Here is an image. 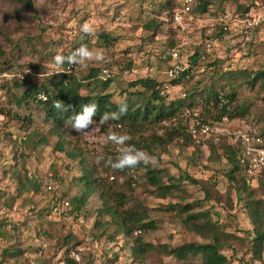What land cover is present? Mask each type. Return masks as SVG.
Wrapping results in <instances>:
<instances>
[{
  "label": "rangeland",
  "instance_id": "rangeland-1",
  "mask_svg": "<svg viewBox=\"0 0 264 264\" xmlns=\"http://www.w3.org/2000/svg\"><path fill=\"white\" fill-rule=\"evenodd\" d=\"M163 1L30 0L31 8L22 9L16 15L10 4L0 0V49L4 53L1 61L6 68L0 74V264H64L62 250L58 249L56 240L67 233L80 242L70 254L76 264H104L111 254L117 256L115 264H132L129 240L119 235L108 242L106 233L93 227L96 210L100 207L97 193L87 200L74 220L57 223L61 220L49 214L48 202L53 193L65 200L79 194L81 187L77 179L83 168L92 172L99 190L104 194L112 199L117 193L128 198L123 209L144 210L154 228L141 233L143 242L169 247L185 242H206L190 234L174 213L162 209L168 203L183 205L198 202L202 198L198 188L182 180L178 188L184 193L171 190L169 195L160 199L146 186L142 177L144 167L163 170L167 174L163 178L165 186L187 175L198 180L212 179L220 194L226 192L229 183L224 173L228 165L219 155V150L217 155L211 154L209 144L215 143L218 136L226 135V152L229 153L234 146V134L250 130L259 132L264 123V90L261 84L249 86L247 81L238 78L241 71H264V19L249 30L247 37L240 33L241 26L238 24L231 23L228 31L222 32L217 19L225 11L237 16L247 13L256 17L263 14L264 8L253 14L250 4L254 0H212L209 14L199 15L195 10V21L185 31L174 30L175 46L171 49H177L178 61L191 71L172 86L165 76L171 66L165 51L167 27L160 26L154 38L149 37L144 28L145 23L160 12ZM257 1L264 6V0ZM85 22L93 24L94 35L81 32V25ZM101 33H107L115 40L103 47L97 40V35ZM217 35L219 38L216 39ZM206 42L210 44L207 51L204 48ZM80 43L90 50L103 52L105 60L89 61L86 66L75 65L73 75L81 79L90 68L107 70L112 79L107 92L115 102L120 101L123 97L120 92L128 89V83L135 79L155 80L160 83L159 90L166 96V101H173L194 90L208 89L210 80L221 76L225 80H216L217 87L223 86L224 92L231 89L236 106L246 108L247 113L215 122L211 120L213 109L204 110L202 103L196 102L191 110L179 112L174 119L146 126L137 132L116 129L112 124L105 123L103 126L89 125L96 130L89 135H81L74 131L72 124H67L58 137L42 121L35 108L25 109L15 105L20 90L12 86V81L17 79L16 75L25 74L30 81L39 82L58 72L61 67L55 66V55H66ZM195 48L201 59L192 67L187 58ZM214 59L221 64L211 76L215 69L211 72V68L206 66ZM127 64L130 69L136 70V77L123 76ZM229 74L233 76L230 81L227 78ZM13 114L18 118L29 116L31 124L20 123L13 119ZM198 124L208 126L209 133L201 134ZM110 125L118 133L131 135L132 139L127 142L129 145L148 146L154 138L163 139L164 142L153 144L146 151L157 158V163L147 166L141 163L131 168L132 172L129 169L115 170L106 165L109 157L115 161L119 155L118 146L105 143ZM171 130L175 133H169ZM191 131H195L194 137H191ZM187 135L189 138L185 137ZM57 143H60V150ZM99 155H104L105 160L97 162ZM132 176H135L133 186ZM47 187L51 188V192ZM203 210L208 211L212 220L217 219L225 232L242 238L245 244V233L251 230V226L239 205L233 201L232 208L228 209L226 205L209 208V204H203ZM112 229L108 228L109 231ZM101 233L103 235L100 236ZM94 235L98 237L93 238ZM12 248L20 249L21 255L15 259L3 258L2 252ZM244 250V246L236 249L234 257H231L234 258L232 264H239L237 259L245 264H260L251 262ZM221 253L225 258L231 255L225 249ZM73 255L77 256V261ZM202 263L198 255L176 260L150 252L139 264Z\"/></svg>",
  "mask_w": 264,
  "mask_h": 264
},
{
  "label": "trees",
  "instance_id": "trees-1",
  "mask_svg": "<svg viewBox=\"0 0 264 264\" xmlns=\"http://www.w3.org/2000/svg\"><path fill=\"white\" fill-rule=\"evenodd\" d=\"M5 1L12 6V10L16 15H19L22 9L31 8L30 0ZM211 1L197 0L195 8L197 13L199 15L209 14L208 8L211 6ZM177 5L178 2L174 0H164L160 4V12L156 13L144 25L151 38L156 36L160 26L165 25L167 27L165 51L175 46L174 42L176 38L174 28L171 26V15ZM250 7L253 14L264 8L257 0L252 1ZM217 38H219L218 35L216 36ZM97 40L104 47L110 45L115 39L107 33H101L97 35ZM81 45L82 43L74 47L78 48ZM3 58L4 53L0 49V74L6 71L1 61ZM200 59L201 56L198 53V49L195 48L194 53L187 58V61L192 67H195ZM220 64L221 62L216 59L207 64L206 67L211 68V72L215 69L211 76L216 73V69H219ZM130 68L129 64H127L124 69L130 70ZM100 70L90 68L86 76L81 79H77L73 75V71L70 74L56 72L39 82L30 81L27 78L23 80L14 79L12 86L20 90V95L15 100V105L25 109L35 108L41 114L42 121L47 123L52 128L51 132L58 137L60 130L65 125L74 122L72 117L78 113H82L83 106L86 104L90 106L91 103L98 105L97 113L92 116V120L97 122L103 113L117 112L121 104L126 105L127 112L121 115L120 119L112 120L110 117L107 123L112 124L116 129L124 128L131 132H137L146 126H154L172 120L179 112L191 110L196 102H201L204 110L213 109L214 114L211 120L215 122L221 121L222 118L231 120L247 113L246 108L236 106L235 94L231 89L224 92L223 86L217 87L216 80H225L221 76L211 79L208 89L194 90L189 94H183L182 98L173 101H166V96L163 93L160 94V83H157L155 80L148 78L135 79L128 83V89L120 92L123 95L120 101L115 102L112 100L111 94L107 92L112 79L110 77L102 79ZM183 75L171 81V85L175 86L176 82ZM227 78L230 81L233 79V76L229 74ZM238 78L247 81L249 86L260 83L264 90V71L253 73L241 71ZM40 94L44 97V100L38 99V95ZM54 101H61L62 108H55L53 106ZM12 117L20 121V123L31 124L29 116L18 118L16 114H13ZM170 132L175 133L174 130ZM258 136L262 140V146H264V123L258 132ZM185 137L189 138V135ZM225 139L226 135H220L217 137L215 143L209 144L211 154L217 155L216 151L219 150V155L225 159L228 165L224 177L229 184L224 194H220L217 191L215 188L216 184L212 179L198 180L184 175L178 177L176 182H171V184L165 186L163 178L167 174L163 173V170L149 167H144L142 176L146 186L152 189L150 193H155V196L160 199H164L169 195L171 190L184 193L183 190H179L178 188V184L182 180L198 188L202 194V198L198 202L183 205L168 203L162 209L174 213L190 234L204 241L206 240L205 243L185 242L169 247L164 244L152 245L143 242L141 233L154 228L152 221L147 220L144 210L133 211L131 209H123V205L128 201V198L117 193L115 194L116 198L112 199L110 195L104 194L99 190V185L96 178L93 177L92 172L85 168L82 169L81 175L77 179L81 191L74 197L66 199L71 220L79 216L87 200L94 193H97L100 207L96 210V220L93 227L101 229L103 233H106L108 242L114 241L119 235L129 240V257L132 264L141 263L145 255L150 252L161 253L176 260H183L188 256L198 255L202 259V264H232L234 258L231 257H234L237 248H242L243 246L245 247L244 254L249 255L251 262L264 264V260L262 259L264 251V166L255 176L246 178L243 166L236 159L234 146L229 153L226 152L227 144ZM38 141L42 142V139H38ZM159 142H164V140L154 138V141L148 144V146L143 144H134V146L138 149L149 151V147L153 144H160ZM59 144L57 143V148L60 150L61 146ZM68 156L70 157V155ZM127 169L130 170L129 172H132L131 168H125L121 171H126ZM132 180L133 186L135 176H132ZM20 187L23 188L22 185ZM60 198L65 199L63 196H60ZM233 201L243 210L251 226V230L245 233V244H243L242 238L225 232L222 226L218 225L217 219L212 220L209 217L208 211L203 210V204H209V208H212L214 205H226L228 209H231ZM194 209L197 210L193 211ZM215 215L218 217L217 213ZM56 218L57 220H61L57 221V223L66 221V219L60 216ZM109 227H113L114 229L109 231ZM137 231L139 234L134 235ZM45 235H47L46 232ZM101 235L103 234L101 233ZM97 237L98 235L93 236V238ZM56 244L58 249L62 250L63 263L76 264L70 258V254L79 246L80 242L72 234L67 233L64 236L58 237ZM224 249L231 253L228 258H225L221 253ZM1 255L3 258L15 259L21 255V250L12 248L11 251L4 250ZM116 260V254H111L104 264H115ZM236 261L239 264H245L240 259Z\"/></svg>",
  "mask_w": 264,
  "mask_h": 264
},
{
  "label": "built area",
  "instance_id": "built-area-1",
  "mask_svg": "<svg viewBox=\"0 0 264 264\" xmlns=\"http://www.w3.org/2000/svg\"><path fill=\"white\" fill-rule=\"evenodd\" d=\"M197 5V0H179L178 5L174 8L171 15V26L174 30L185 31L190 24L195 21L194 11ZM264 19L263 14L251 17L249 14L244 13L243 15L230 14L229 12H222L217 19L220 23V30L222 32L228 31V25L233 23V25H240V33L247 37V33L253 27L258 26ZM205 50H209L210 44L206 42L204 44ZM75 50V49H73ZM71 50V51H73ZM70 51V52H71ZM69 54V53H68ZM66 54V55H68ZM166 58L170 60L171 66L166 70L165 76L168 81L176 80L180 75L183 76L190 73L191 69L186 68L184 64L178 61V52L177 49H170L166 52ZM75 69V65H68L65 63L58 70L60 73L70 74ZM186 72V73H185ZM3 76V75H2ZM100 76L102 79L109 78L110 74L107 70L101 69ZM123 76L126 78L136 77L137 72L134 69L126 70L123 72ZM18 80H23L25 78V74L16 75ZM162 94V91H160ZM38 99L44 100V97L40 94L38 95ZM226 121L225 118L221 119V122ZM201 134L209 133V128L206 125H199ZM194 131L190 132L191 137H194ZM234 139V148L235 155L238 162L243 166L244 173L246 178H251L255 176L259 170L264 166V146H262V140L258 136V132L254 130H250L246 133H237L233 135ZM51 192V188H46ZM49 213L52 216L71 220L72 218L68 213V201L60 198L59 195L53 193L49 199ZM135 234H139V232H135ZM73 259L75 261L78 260L76 255H73Z\"/></svg>",
  "mask_w": 264,
  "mask_h": 264
},
{
  "label": "clouds",
  "instance_id": "clouds-1",
  "mask_svg": "<svg viewBox=\"0 0 264 264\" xmlns=\"http://www.w3.org/2000/svg\"><path fill=\"white\" fill-rule=\"evenodd\" d=\"M81 32L86 35H94L95 28L91 22H85L81 25ZM105 56L103 52L99 50H90L86 45L82 44L80 47L71 51L68 55L57 54L54 57V64L57 68L63 66L65 63L68 65H81L86 66L89 61H104ZM53 106L57 109L62 108L61 101H54ZM98 111V105L96 103H91L83 106L82 113L76 114L72 117L74 121L72 123V128L74 131L81 135H89L96 130V128H89V125L103 126L109 121L111 117L112 120L120 119L121 115L127 112V107L124 104L119 106L117 112H105L101 115L99 121H93L92 116ZM2 119V117H0ZM132 139L131 135L127 133H118L114 131L109 126L108 132L106 134L105 143H112L118 146L119 155L116 157L115 161L109 157L105 163L110 165L112 169L123 170L125 168H135L141 163L145 166L155 165L157 163V158L154 155L149 154L145 150L138 149L134 145H129L127 142ZM104 155H99L97 157V162L104 161Z\"/></svg>",
  "mask_w": 264,
  "mask_h": 264
}]
</instances>
